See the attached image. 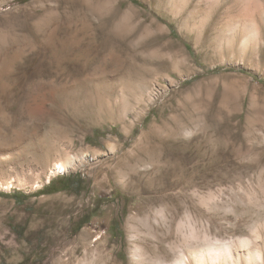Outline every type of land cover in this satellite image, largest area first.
<instances>
[{"label": "rangeland", "instance_id": "rangeland-1", "mask_svg": "<svg viewBox=\"0 0 264 264\" xmlns=\"http://www.w3.org/2000/svg\"><path fill=\"white\" fill-rule=\"evenodd\" d=\"M136 1L0 0V264H264V0Z\"/></svg>", "mask_w": 264, "mask_h": 264}, {"label": "bare ground", "instance_id": "bare-ground-1", "mask_svg": "<svg viewBox=\"0 0 264 264\" xmlns=\"http://www.w3.org/2000/svg\"><path fill=\"white\" fill-rule=\"evenodd\" d=\"M63 169L64 166L60 164L57 169ZM257 255V254H256ZM252 256H255V254H247V259H250ZM191 257V259H190ZM217 257L214 254H211L205 250H195L189 253V258L185 259L184 261H192L193 264H216L217 263ZM256 261L260 260V256H255Z\"/></svg>", "mask_w": 264, "mask_h": 264}, {"label": "trees", "instance_id": "trees-1", "mask_svg": "<svg viewBox=\"0 0 264 264\" xmlns=\"http://www.w3.org/2000/svg\"><path fill=\"white\" fill-rule=\"evenodd\" d=\"M135 4H138V2L136 0H132ZM70 178L71 176L67 179V178H64L67 180V182L65 183H61L59 187H55L54 184H50L46 189V193L49 194V193H55V192H59V191H64V190H70L72 189V184H70ZM81 182H82V179L80 177H77L76 178V185L81 187ZM80 191V188L77 189V192ZM20 264H26L25 262H22Z\"/></svg>", "mask_w": 264, "mask_h": 264}]
</instances>
